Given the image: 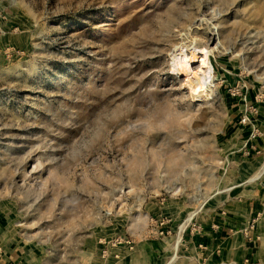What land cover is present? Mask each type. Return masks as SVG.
<instances>
[{
    "label": "rangeland",
    "instance_id": "1",
    "mask_svg": "<svg viewBox=\"0 0 264 264\" xmlns=\"http://www.w3.org/2000/svg\"><path fill=\"white\" fill-rule=\"evenodd\" d=\"M260 104L264 0H0V224L48 264L195 224Z\"/></svg>",
    "mask_w": 264,
    "mask_h": 264
},
{
    "label": "crops",
    "instance_id": "2",
    "mask_svg": "<svg viewBox=\"0 0 264 264\" xmlns=\"http://www.w3.org/2000/svg\"><path fill=\"white\" fill-rule=\"evenodd\" d=\"M257 109L231 132L240 170L196 213L195 224H173L166 235L154 229L104 254L86 247L70 264H264V104ZM0 264L48 263L39 245L0 224Z\"/></svg>",
    "mask_w": 264,
    "mask_h": 264
},
{
    "label": "bare ground",
    "instance_id": "3",
    "mask_svg": "<svg viewBox=\"0 0 264 264\" xmlns=\"http://www.w3.org/2000/svg\"><path fill=\"white\" fill-rule=\"evenodd\" d=\"M175 53V67L177 70H188L191 69V64L189 59L191 58L185 54L182 50L177 49ZM200 66L198 68L197 73H195L191 80L189 81L190 87H193L198 84H202L207 76L210 74V70L212 69L211 64L208 60L207 53L200 55V59L198 60Z\"/></svg>",
    "mask_w": 264,
    "mask_h": 264
},
{
    "label": "built area",
    "instance_id": "4",
    "mask_svg": "<svg viewBox=\"0 0 264 264\" xmlns=\"http://www.w3.org/2000/svg\"><path fill=\"white\" fill-rule=\"evenodd\" d=\"M241 121L242 122H246V121H249V119H247L246 117H244V119H241ZM256 131H257L256 129H253V131L250 134V138H253L255 136V134L257 133Z\"/></svg>",
    "mask_w": 264,
    "mask_h": 264
}]
</instances>
